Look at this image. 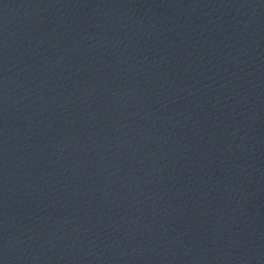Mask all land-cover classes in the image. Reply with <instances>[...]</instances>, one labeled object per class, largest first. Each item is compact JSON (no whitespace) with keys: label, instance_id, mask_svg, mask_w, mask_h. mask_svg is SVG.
Returning <instances> with one entry per match:
<instances>
[{"label":"water","instance_id":"water-1","mask_svg":"<svg viewBox=\"0 0 264 264\" xmlns=\"http://www.w3.org/2000/svg\"><path fill=\"white\" fill-rule=\"evenodd\" d=\"M264 79V0H0V234L159 123Z\"/></svg>","mask_w":264,"mask_h":264}]
</instances>
